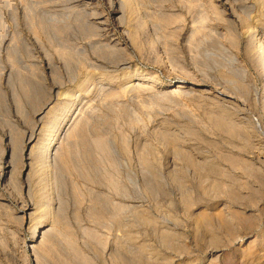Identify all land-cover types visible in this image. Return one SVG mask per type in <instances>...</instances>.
Listing matches in <instances>:
<instances>
[{
	"label": "rangeland",
	"instance_id": "rangeland-1",
	"mask_svg": "<svg viewBox=\"0 0 264 264\" xmlns=\"http://www.w3.org/2000/svg\"><path fill=\"white\" fill-rule=\"evenodd\" d=\"M0 264H264V0H0Z\"/></svg>",
	"mask_w": 264,
	"mask_h": 264
}]
</instances>
